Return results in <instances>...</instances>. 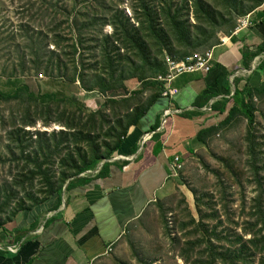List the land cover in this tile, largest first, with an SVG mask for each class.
Returning a JSON list of instances; mask_svg holds the SVG:
<instances>
[{"label": "trees", "instance_id": "1", "mask_svg": "<svg viewBox=\"0 0 264 264\" xmlns=\"http://www.w3.org/2000/svg\"><path fill=\"white\" fill-rule=\"evenodd\" d=\"M219 1L226 2L233 11L227 9L223 13ZM126 2L29 0L26 13L22 14L27 15L29 24L20 25L14 31H0V54L9 64V78L22 77L29 71L36 76L43 73L42 76L50 80L56 77L71 84L79 83L83 92H96L106 98L100 111L86 114L69 98L55 94L35 96L26 85L17 86L8 95L0 94L1 102H16L23 106L21 125L17 128L14 124L12 131L6 135L8 157L30 171L27 175L29 180L42 175L45 183L43 197L27 194L12 212L10 209L4 220L0 217V228L11 222L19 212L59 195L67 182L68 187L84 172L94 171L102 160L112 158L122 144L127 129L136 124L143 110L137 112V107L132 109V113L125 117L127 124L123 129H119L120 122L110 126L113 121L105 112L111 109L118 113L116 108L123 105L128 110L131 101H135L136 106L149 86L155 87L158 96V84L161 91L163 85L156 81V77L166 73L164 53L170 56L177 49L183 52L178 58L183 59L196 50L202 53L210 51L219 44L217 34L221 29L231 28L234 23L232 18L245 17L264 8V4L246 8L245 0H136L130 9L132 15L128 16L123 10ZM234 11H239V14ZM190 17L193 23L189 22ZM235 26L226 35L232 33ZM106 27L112 29L111 34L105 33ZM49 46L53 48L52 52L47 49ZM5 72L6 69L1 74ZM129 80H136L142 89L128 94L124 82ZM120 95L125 98L117 100L116 96ZM252 96L236 88L234 96L215 103L212 112L225 120L236 111L252 124ZM208 103L205 102V105ZM37 121L42 122V128L54 125L62 131L52 133L48 138L45 133H37L35 142H32L31 135L24 129L34 127ZM215 129L200 132L199 142L203 143L204 138L212 133L214 135ZM100 138L109 142L98 145L95 140ZM81 141L91 145V153L84 156L76 154L74 158L73 150L70 151L67 145L76 146ZM55 159H60L57 176L49 165L46 170H41L42 166L51 164ZM107 166L108 162L95 176L103 175ZM3 207H9L8 201L0 205V216ZM204 240L205 237L202 241L188 244L189 251L183 255L185 264H192L194 250ZM206 251L209 259L199 254L200 261L193 260V264H218L228 259L211 239H208ZM238 255L229 256L234 260L230 264H239Z\"/></svg>", "mask_w": 264, "mask_h": 264}, {"label": "crops", "instance_id": "2", "mask_svg": "<svg viewBox=\"0 0 264 264\" xmlns=\"http://www.w3.org/2000/svg\"><path fill=\"white\" fill-rule=\"evenodd\" d=\"M247 16L250 28L218 37L208 74L175 77L170 87L177 93L169 98L162 83L158 96L155 87L145 88L134 105L143 112L111 159L7 224L0 264H97L112 253L128 226L172 184L175 159L185 165L201 148L198 134L222 121L210 106L230 100L236 88L254 96L264 92V8ZM124 87L128 94L142 89L136 80ZM78 92L83 108L101 110L102 95Z\"/></svg>", "mask_w": 264, "mask_h": 264}, {"label": "rangeland", "instance_id": "3", "mask_svg": "<svg viewBox=\"0 0 264 264\" xmlns=\"http://www.w3.org/2000/svg\"><path fill=\"white\" fill-rule=\"evenodd\" d=\"M28 1L0 0V31H14L20 25L29 24L27 15L22 16L26 13ZM135 1L127 0L123 6L128 16L132 15L130 9ZM262 4L264 0H245L244 6L248 8ZM219 5L223 13L227 9L233 11L226 2L219 1ZM234 12L239 14V11ZM241 18H232L234 23L231 28ZM189 19L193 23L191 17ZM227 28L223 27L217 38L229 33L231 28ZM105 33L111 34L112 29L106 27ZM47 49L53 51L51 46ZM180 53L183 52L176 49L170 56L178 58ZM201 53L196 50L188 55ZM5 69L2 75L1 71ZM38 75L29 71L22 77L9 78V64L0 54V94L8 95L17 86L26 85L35 96H64L79 105L86 114L95 113L80 105L84 95L78 92L80 97H77L76 92L82 91L79 83L71 84L56 77L50 80L42 76L43 73ZM103 98L104 104L106 98ZM135 103L131 101L128 105L134 108ZM126 107H117L118 113L107 109L105 115L113 121L110 126L120 122L119 129L126 128L125 117L131 114ZM251 110L254 119L252 124L236 111L225 120L222 118L216 126L215 134L206 136L197 153L187 159L183 168L176 172L164 195L150 204L144 214L128 226L112 253L97 264H185L183 255L189 251L188 244L202 241L204 237L202 245L194 250L192 264L193 260L200 261L199 254L209 259L206 251L208 239L228 257L218 264H230L234 260L229 256L238 253L239 264H264V92L252 96ZM31 116L35 119L34 115ZM22 117L21 104L0 101V205L8 201L9 206L1 209L2 220L8 216L10 209L12 212L19 202L25 200L27 194L39 198L44 195L43 176L29 180L27 175H30V171L13 162L6 152V135L12 131L14 124L17 128L21 125ZM24 131L35 142L37 133H45L48 138L52 133L62 131V128L54 125L42 128V122L37 121L34 127L25 128ZM106 142L109 141L104 138L95 140L98 145ZM67 146L70 151L73 150L74 158L76 154L84 156L91 153V145L82 141L76 146L71 143ZM59 161L55 159L51 164L46 163L41 170H46L49 165L57 176L60 171ZM93 172L86 171L82 175ZM8 223L0 228V244Z\"/></svg>", "mask_w": 264, "mask_h": 264}, {"label": "built area", "instance_id": "4", "mask_svg": "<svg viewBox=\"0 0 264 264\" xmlns=\"http://www.w3.org/2000/svg\"><path fill=\"white\" fill-rule=\"evenodd\" d=\"M250 25L249 16H245L237 21L234 33L247 30L250 28ZM211 59L212 55L210 51L200 55H188L183 59L165 55L164 64L166 67V73L156 77V81L164 84L165 90L163 95L168 98L176 95L177 92L171 89L170 85L173 79L177 76L192 75L196 73L203 75L208 74L210 72ZM210 108H212V106H210ZM182 168L183 163H181L179 159H175L173 167L174 171L178 172Z\"/></svg>", "mask_w": 264, "mask_h": 264}]
</instances>
